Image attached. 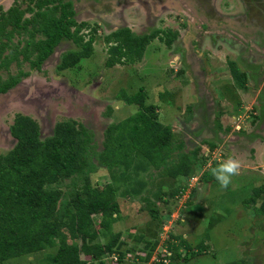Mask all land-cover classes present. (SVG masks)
<instances>
[{
    "label": "rangeland",
    "instance_id": "1",
    "mask_svg": "<svg viewBox=\"0 0 264 264\" xmlns=\"http://www.w3.org/2000/svg\"><path fill=\"white\" fill-rule=\"evenodd\" d=\"M35 1L0 0V11L15 6L23 11V17H30L36 9ZM70 2L75 20L85 19L86 26L80 30L84 40L94 29L91 54L64 69H57L59 57L74 48L71 41H59L57 52L38 69L30 68L17 54L16 62L8 64V71L14 73L20 69L26 74L14 87L0 93V153H5L14 143L8 125L16 112L36 121L40 138L50 134L57 120L71 119L86 128L92 143L88 155L89 181L117 186L119 212L109 230L121 232L120 238L125 240L121 249L129 250L119 262L106 257L102 264H151L150 258L143 262L136 257L143 241L135 242L127 234L156 239L153 256L163 247L169 231L181 235L193 246L198 243L204 246L201 253L187 261L170 264H264V218L256 212L264 193L254 203L248 200L252 189L264 184V101H259L264 99V86H261L264 72L260 70L264 68V28L259 32L263 38L258 43L254 32L246 28L247 20L260 19L258 4L245 8L250 0H92L87 5L82 0ZM51 5L48 3L42 9ZM119 5V12L134 15L131 28L119 21L121 13L119 17L106 19L108 22L104 21L103 25L96 21L101 20L98 15L110 13ZM123 27L136 35L155 29L166 33L167 29L176 30V36L167 47L163 41L167 35L159 33L149 40L138 60L122 59L121 63L106 66L108 44L103 37ZM34 36L40 37L38 33ZM25 38L26 33L13 34L10 42L14 44L21 39L20 48ZM238 52L240 67L235 64L248 72V90L236 87L226 65ZM247 65L252 66L251 70L246 69ZM5 74L0 70L2 77ZM189 78L191 82L187 83ZM208 82L205 88L203 85ZM120 92L127 96L141 92L144 104L156 106L154 112L159 120L172 129L171 142L181 141L183 152L198 148L197 156H205L200 167L191 166L193 174L182 181L185 187L179 196L171 197V193L182 182L160 175L159 169L145 165L134 174L131 166L109 169L96 160L105 126L127 119L139 108L137 104L126 103L118 95ZM246 131L255 134L245 139L242 134ZM209 141L214 142L212 150L208 148ZM226 158L238 160L240 169L231 178V184L221 188L210 169ZM120 170L127 175L115 181ZM134 180L142 181L141 195L121 196L120 192ZM69 182V179L61 181L64 193ZM157 192H164L165 204L154 198ZM147 200L156 208L159 218L151 217ZM169 210L171 213L164 221L163 215ZM93 220L96 227L98 215H93ZM101 236L97 237L100 242L105 238ZM53 251L45 248L10 258L5 264H43L45 256ZM80 258L86 257L81 253Z\"/></svg>",
    "mask_w": 264,
    "mask_h": 264
},
{
    "label": "trees",
    "instance_id": "2",
    "mask_svg": "<svg viewBox=\"0 0 264 264\" xmlns=\"http://www.w3.org/2000/svg\"><path fill=\"white\" fill-rule=\"evenodd\" d=\"M48 3L52 4L50 8L42 9ZM34 5L36 9L30 17H23V11L17 10L15 6L0 11V70L6 72L4 77L0 75V93L11 88L26 74L20 69L14 73L8 71V64L16 62L17 54L33 69H38L53 46L62 40L71 41L74 48L60 55L57 69L72 67L80 57L91 54L94 29L84 40L80 30L86 23L74 20L69 2L36 0ZM20 33H26V38L18 48L21 39L14 44L10 40L13 34ZM34 33L40 37L35 38ZM159 33L167 35L163 40L167 47L176 36V30L169 29L167 33L155 29L141 35L132 34L127 27L110 31L103 37L108 44L105 65L121 63L122 59L128 62L138 60L149 40ZM226 65L236 87L244 90L245 72L237 68L233 60H229ZM118 95L126 103L137 104L139 108L127 119L105 126L101 149L96 153L100 165L109 169L131 166L134 174L147 165L159 169L162 176L177 179L178 183L193 174L192 165L200 167L205 156H197L198 148L183 152L181 141L172 143V129L159 120L154 112L156 106L144 104L141 92L128 96L120 92ZM216 125L220 127L218 123ZM8 132L14 143L5 153H0V264L45 248H53L54 251L45 256L43 264H87V260H90L89 264H102L105 257L114 253L119 262L129 250L126 247L123 248L125 250L121 249L125 241L120 238L121 232L109 230L119 212L117 186L90 183L88 155L92 143L86 128L71 119L57 120L50 134L40 138L36 121L16 112L8 125ZM207 145L212 150L214 142L209 141ZM126 175L120 170L115 181ZM65 179L70 182L68 191L64 193L60 184ZM126 187L120 192L121 196L137 197L141 195L143 184L141 180H134ZM184 187L182 182L180 188L171 193V197L179 196ZM262 193L263 183L252 189L249 203H254ZM163 194L157 192L153 196L165 204ZM151 201L156 202L153 199ZM147 206L151 217L159 218L150 201ZM256 212L264 218V199L257 205ZM170 213V210L164 213V221ZM93 215H98L96 227ZM99 235L105 237L101 242L97 239ZM127 236L135 242L143 241L136 257L146 262L157 240L144 239L140 234L128 233ZM163 246L169 252L167 264L172 261L185 262L204 250L203 245L198 243L193 246L181 235L171 231ZM159 251L156 253L157 258L166 257ZM81 253L85 259L80 258Z\"/></svg>",
    "mask_w": 264,
    "mask_h": 264
},
{
    "label": "flooded vegetation",
    "instance_id": "3",
    "mask_svg": "<svg viewBox=\"0 0 264 264\" xmlns=\"http://www.w3.org/2000/svg\"><path fill=\"white\" fill-rule=\"evenodd\" d=\"M63 2H69V4H70V8L72 9V7H71V2H70V0H67V1H64V0H62ZM90 1H92V0H82V4L83 5H87V4H89V2ZM250 4H249V2H247V4L245 5V8H246V6H250V7H254L255 6V3L256 4H258L257 6H256V10L258 9L259 10V12L260 13H257L258 14V17H260V19L259 18H256V19H254V18H252L250 21H248L247 20V22H248V27L246 26V28L248 29H251V31L252 32H254V36H256L255 38H256V41H257V43L259 42V40H261L262 38H263V35H261L259 32H262V30H263V28H264V0H254V2H252L251 0H250ZM90 4H92V3H90ZM97 4V3H96ZM120 6V5H119ZM119 6H117V8H118V11H119ZM102 9H107L108 10V8H105V7H102ZM115 10V9H114ZM113 10V11H114ZM73 11V10H72ZM201 11V10H200ZM73 14H74V12H73ZM102 15H104V14H101L100 15V18H101V20H103V22L104 21H106V18H104ZM202 15H203V13H202ZM73 16V15H72ZM262 17H263V21H262ZM74 18V17H73ZM76 18H74V20H75ZM241 19V18H240ZM85 20V19H84ZM84 20H78V21H76V22H84ZM123 21H124V19H123ZM130 27V26H129ZM249 31V30H248ZM261 44L262 43H260V48H261ZM60 45H61V42H58L57 44H55L54 46H53V48H52V50H51V52L49 53V55L46 57V58H48V57H52V56H54V54H55V52H57V49H58V47H60ZM45 58V59H46ZM45 59H43L42 60V62L45 60ZM41 62V63H42ZM40 63V64H41ZM263 64H264V62H263ZM260 70H263V72H264V68L263 67H261V69ZM20 81V80H19ZM18 81V82H19ZM17 82V83H18ZM16 83V84H17ZM16 84H14L12 87H14ZM11 87V88H12ZM10 89V88H9ZM8 89V90H9ZM7 91V90H6ZM5 91V92H6ZM4 93V92H3ZM2 94V93H1ZM260 95V93L258 94V96ZM261 97V96H260ZM262 100V101H261ZM259 101L260 102H263L264 101V99H261V98H259ZM262 119V116L260 117V120ZM260 125H261V123H260ZM251 134H255L253 131H246V132H244L242 135H243V137H245V139L246 138H249V136L251 135ZM242 135L240 136V137H242ZM254 137V136H253ZM239 139V138H238ZM242 139V138H241ZM239 141H241L240 139H239Z\"/></svg>",
    "mask_w": 264,
    "mask_h": 264
},
{
    "label": "clouds",
    "instance_id": "4",
    "mask_svg": "<svg viewBox=\"0 0 264 264\" xmlns=\"http://www.w3.org/2000/svg\"><path fill=\"white\" fill-rule=\"evenodd\" d=\"M240 162L234 158H226L210 169L221 188H227L231 184V178L239 173Z\"/></svg>",
    "mask_w": 264,
    "mask_h": 264
},
{
    "label": "crops",
    "instance_id": "5",
    "mask_svg": "<svg viewBox=\"0 0 264 264\" xmlns=\"http://www.w3.org/2000/svg\"><path fill=\"white\" fill-rule=\"evenodd\" d=\"M119 8H120V6H119ZM115 9V10H114ZM113 10H111V12L109 13V12H105V14L104 15H102L104 18H106V19H108V18H111V17H119V13H121V15L122 16H120L122 19H124V21L123 20H121V18L119 19V21H121V23L122 24H124V25H126L127 27H129L130 26V24H132V22L134 21V15L133 14H129V13H123V11H118V8H117V6H116V8H114ZM126 14V15H125ZM92 16H94V15H92ZM99 16V18H100V15H98ZM204 18H206L205 17V14L204 15H202ZM124 17V18H123ZM203 17H202V19H203ZM109 20V19H108ZM96 21H98V23H103V21H101L100 19L99 20H96ZM112 21V20H111ZM108 21H106L105 23H107ZM113 22V21H112ZM114 23V22H113ZM111 24V23H110ZM103 25V24H102ZM220 26V25H219ZM222 26V25H221ZM221 26H220V28H221ZM117 27V25L116 24H114L113 25V28H116ZM130 28H131V26H130ZM106 29V28H105ZM222 29V28H221ZM219 33V32H218ZM230 51H232V50H230ZM200 54V53H199ZM233 56L235 57V59H232L235 63H237V65L239 66V61L241 60L240 59V57H241V55L239 54V52H238V54L236 53V56L233 54ZM233 57V58H234ZM236 57H237V59H236ZM250 64V63H249ZM259 66V65H258ZM240 67V66H239ZM251 68H252V66H250L249 65V67H248V65H247V68L246 69H250L251 70ZM241 70H243L244 72H245V74H246V77L249 75L248 74V72L246 71V70H244L243 68H241ZM247 81H249V79H248V77L246 78V82ZM191 82V78H189V81L187 82V83H190ZM264 82V81H263ZM248 83H250L251 84V82H248ZM246 84V83H245ZM205 88H206V86L208 87L209 86V82H208V84H204L203 85ZM246 87H245V90H248V89H250V85H245ZM261 86H264V84H262ZM204 88V89H205ZM259 88H263V87H259ZM206 90V89H205ZM256 92L255 93H257L258 92V90H255ZM219 112H221V111H219ZM259 136V135H258ZM260 137V136H259ZM261 138V137H260ZM258 141V140H257Z\"/></svg>",
    "mask_w": 264,
    "mask_h": 264
},
{
    "label": "built area",
    "instance_id": "6",
    "mask_svg": "<svg viewBox=\"0 0 264 264\" xmlns=\"http://www.w3.org/2000/svg\"><path fill=\"white\" fill-rule=\"evenodd\" d=\"M165 239H167V236H166V238ZM163 243H164V241H163ZM159 251V250H158ZM160 252L161 253H164L165 255H166V257H164V258H162V259H159V258H157L156 257V254H154L153 256L151 255L150 256V259H151V262H163V263H168V256L167 255H169V252L168 251H166V249L164 248V246L160 249ZM157 253V252H156ZM106 258V257H105ZM107 258H109V259H113L114 261H116L117 260V256H115L114 254H111L110 256H107ZM150 262V263H151Z\"/></svg>",
    "mask_w": 264,
    "mask_h": 264
}]
</instances>
